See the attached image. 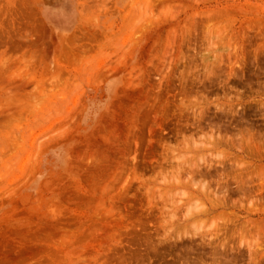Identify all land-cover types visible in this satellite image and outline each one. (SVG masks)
I'll list each match as a JSON object with an SVG mask.
<instances>
[{
  "label": "rangeland",
  "instance_id": "1",
  "mask_svg": "<svg viewBox=\"0 0 264 264\" xmlns=\"http://www.w3.org/2000/svg\"><path fill=\"white\" fill-rule=\"evenodd\" d=\"M0 264H264V0H0Z\"/></svg>",
  "mask_w": 264,
  "mask_h": 264
},
{
  "label": "bare ground",
  "instance_id": "2",
  "mask_svg": "<svg viewBox=\"0 0 264 264\" xmlns=\"http://www.w3.org/2000/svg\"><path fill=\"white\" fill-rule=\"evenodd\" d=\"M131 82V81H130ZM132 86V85H131ZM137 90V89H136ZM143 90V89H142ZM141 91V90H140ZM143 92V91H142ZM121 97V96H120ZM139 105V104H138ZM130 116V115H129ZM132 121V120H131ZM107 129V128H106ZM100 151V150H99ZM102 170V169H101ZM93 177V176H92ZM94 178H95V176H94ZM106 181V180H105ZM97 184H99V183H97ZM99 186V185H98ZM94 199V198H93ZM94 216H96V215H94ZM78 219V218H77ZM83 220V219H82ZM106 221V220H105ZM101 225V224H100ZM103 225V224H102ZM103 227V226H102ZM106 232V231H105ZM58 236V235H57ZM103 236V235H102ZM72 238V237H71ZM103 239V238H102ZM49 243V242H48ZM50 244V243H49ZM81 244V243H80ZM95 245V244H94ZM99 245V244H98ZM47 246V245H46ZM48 248V247H47ZM91 250V249H90Z\"/></svg>",
  "mask_w": 264,
  "mask_h": 264
}]
</instances>
